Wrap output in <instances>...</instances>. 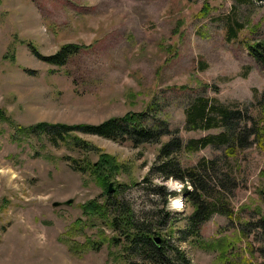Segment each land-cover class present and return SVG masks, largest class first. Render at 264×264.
I'll list each match as a JSON object with an SVG mask.
<instances>
[{"label": "rangeland", "instance_id": "obj_1", "mask_svg": "<svg viewBox=\"0 0 264 264\" xmlns=\"http://www.w3.org/2000/svg\"><path fill=\"white\" fill-rule=\"evenodd\" d=\"M205 6L211 9L201 17ZM259 38H264V0H0V108L24 126L98 124L147 110L151 119L178 130L187 142L220 131L186 128L185 107L199 96L264 118V67L247 48ZM68 43L88 47L61 66L30 47L49 56ZM75 134L97 149L44 133L15 137L23 135L0 120V264H117L110 251L118 253L120 247L103 238L96 249L73 250L65 241L79 218L87 220L82 205L107 197L103 186L78 169L96 161L99 152L127 165L111 181V195L127 202L139 220L162 234L185 227L193 208L185 201L183 182L152 170L171 135L135 146L81 130ZM178 159L183 167L216 159L236 180L230 198L233 217L213 215L202 236L205 242L226 238L233 264L243 258L260 264L264 237L255 239L253 225L264 215V148L254 143L227 156L225 146L209 145L182 151ZM156 185L176 194L165 199ZM88 223L74 233L80 243L103 237L99 222ZM111 233L106 229V236ZM191 239L171 241L193 264L218 263V246L202 248ZM129 258L139 262L140 257Z\"/></svg>", "mask_w": 264, "mask_h": 264}, {"label": "trees", "instance_id": "obj_2", "mask_svg": "<svg viewBox=\"0 0 264 264\" xmlns=\"http://www.w3.org/2000/svg\"><path fill=\"white\" fill-rule=\"evenodd\" d=\"M207 7L205 6L199 12L201 17L209 13L211 8ZM30 47L37 56L42 57L48 63L61 66L68 61L70 56L88 46L64 44L56 53L49 56L40 54L34 45L30 44ZM247 48L253 58L264 67V38L248 42ZM184 88L182 86L176 89ZM262 100L264 103V92ZM185 117L186 128L189 130L220 129V131L184 142L178 130H171L167 123L151 119L147 110L128 111L122 116H113L98 124L71 125L39 122L24 126L9 116L5 109L0 108V120L9 123L17 134L23 135L15 137L29 138L37 133L48 134L58 140L71 137L77 145L90 150H96L97 147L76 134L71 136L73 131L81 130L116 141H131L135 146L160 143L165 135H171V139L160 146L157 155L160 163L153 166L152 170L157 169L165 179L173 177L183 182L185 201L193 208L187 216L185 227L162 234L159 227L154 229L153 224L139 220L127 202L116 199L117 195L112 196L109 192V183L115 176L121 174L127 165L112 154L99 152L96 161L89 160L78 169L90 174L103 186L107 197L103 202L93 199L82 205L87 220L79 218L65 234V241L69 242L73 250L79 247L96 249L95 245H101L99 240L103 238V241L109 243L111 247H120L118 253L110 251L117 264H121L120 260L123 264H193L186 252L179 246L172 245L171 241L175 237L185 240L192 238V242L202 248L219 247L217 264H233L230 262L231 248L226 238L220 240L223 242H205L202 228L215 214L219 213L228 218L233 217L234 210L230 207V198L238 186L236 180L224 170V167L220 168V163L216 159H201L194 166L183 167L178 155L182 151L194 152L209 145L225 146L227 156L235 154L238 150H244L254 143L264 148V118H256L255 114L250 113L247 108L240 109L238 106L227 105L217 99L203 96L196 97L185 107ZM118 186L122 188L131 185L118 183ZM165 189L164 185H156L155 190L158 194L164 195L165 199L176 194V192H167ZM261 191L264 194V189ZM169 216V212L163 216L161 225ZM88 222H91L92 226L99 222L101 228L98 232H102L103 237L99 236L98 239L87 237L84 243H80L74 238V233H78L89 224ZM253 226L255 239H258L260 234L264 237V215L260 216ZM106 229L112 232L111 235H105ZM69 239H72V242ZM258 251L262 258L260 264H264V244L258 248ZM132 254L139 255V262L129 258ZM239 264L252 263L243 258Z\"/></svg>", "mask_w": 264, "mask_h": 264}, {"label": "water", "instance_id": "obj_3", "mask_svg": "<svg viewBox=\"0 0 264 264\" xmlns=\"http://www.w3.org/2000/svg\"><path fill=\"white\" fill-rule=\"evenodd\" d=\"M113 189H114V188H113V183L110 182V184H109V192L112 193V192H113ZM72 202H73V200H68L66 203H67V204H71ZM58 205H60V203L56 202V203H55V206H58Z\"/></svg>", "mask_w": 264, "mask_h": 264}, {"label": "bare ground", "instance_id": "obj_4", "mask_svg": "<svg viewBox=\"0 0 264 264\" xmlns=\"http://www.w3.org/2000/svg\"><path fill=\"white\" fill-rule=\"evenodd\" d=\"M175 203L177 204V206H179L182 202L180 200H176Z\"/></svg>", "mask_w": 264, "mask_h": 264}]
</instances>
